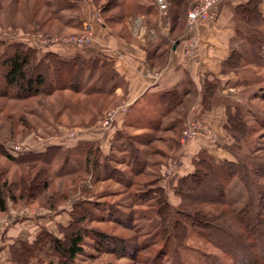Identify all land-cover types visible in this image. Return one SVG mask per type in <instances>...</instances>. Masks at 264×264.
Listing matches in <instances>:
<instances>
[{"label":"rangeland","instance_id":"obj_1","mask_svg":"<svg viewBox=\"0 0 264 264\" xmlns=\"http://www.w3.org/2000/svg\"><path fill=\"white\" fill-rule=\"evenodd\" d=\"M117 4L116 0H0V91L4 85V57L16 45L31 49L35 53L36 63L41 61L43 72L50 74V68L54 66L51 64L50 54H55L59 59L79 58L84 82L79 87L78 80L73 88L66 87L51 95L29 99L0 95V145L8 153L3 154L0 149V187L6 182L3 186L8 209H19L12 212L14 216L11 223L4 224V230L6 232L18 220L37 217L44 218L42 221L50 219L46 222L51 228L41 226V230H54V234L63 237L61 224H69L77 215L86 217L82 227L87 234L83 245L84 253L76 259V264H235L236 254L238 257L240 254H223L209 238L210 229H213L217 240L234 242L235 237L231 234L227 237H223L222 233L218 235L217 228L226 229L223 223L218 225L219 223L206 221L208 225H204L199 220H192L193 224L185 221L189 227L186 237L180 238L181 230L176 229L172 233V228L169 231L165 229L169 226L166 219L161 225L155 206L133 203L131 195L135 194L129 192L146 191L150 186L161 184L166 190L172 212L181 207V197L176 192L173 194L176 178L174 173L179 168L176 169L180 160L176 154L180 147L184 149L190 142L199 139H205L211 145L204 151L220 160L224 157L231 158L226 150L230 147L241 156L237 155L246 166L257 163L259 156L264 157V130L257 120L258 116L263 117L264 100L251 97L252 92L264 86V65L235 71L239 76L250 79L254 74L260 75V80L250 88L236 87L240 81L237 77L233 83L225 85L219 80V88L210 100L212 107L205 111L204 106L198 104V110L202 114L210 112L216 103L225 107L226 104L231 105L229 114L226 107V117L220 132L200 121L197 115L192 117L193 110L190 107L194 103L193 99L186 101L185 106L188 107L176 111L170 120L158 119L162 127L160 130L151 125L154 120L150 125H146L145 120L135 125L123 123L121 116L126 113L121 112L111 122L109 114L125 106L127 102L115 104L110 92H106L113 84L111 64L101 58L100 53L95 55L97 53L90 51L96 48V34L90 29L85 30L83 25L86 24L84 18L88 10L92 12L96 23L105 25V17L110 15ZM170 6L169 3V9ZM190 8L187 9L186 17ZM261 8L264 11V0ZM73 25L79 29H71ZM257 27L261 28L258 35L264 38V25ZM255 31L253 28L243 27L244 36L249 38ZM83 36H90V41L83 44L66 42ZM238 37L240 39L236 50L242 52L244 58L251 56L248 53L251 51L248 40L243 36ZM61 50L75 54L66 57ZM67 69L64 68L68 71ZM57 80L61 83L69 82L62 75ZM96 88L103 90L92 92ZM238 109L248 117L246 120L249 127L256 128L250 138L246 136L240 141L230 135L227 127L229 115L235 116ZM180 112L186 115L180 118ZM180 119L183 122L179 124ZM175 120L179 121L174 123ZM188 122L196 124L195 131L198 135L184 140L183 133ZM95 134L100 138L99 141L93 140ZM251 141L253 144L249 145ZM89 144L100 148V153L87 155ZM250 147L257 153L249 155ZM215 152L222 153L218 155ZM34 153L40 154L33 155ZM9 155L16 160H10ZM30 157L36 159L30 160ZM136 157L140 164L146 162L145 171L138 177L133 176L130 167V164L134 166ZM106 164L108 168L105 167ZM135 166L139 167V164ZM127 179L136 183L130 190L122 184ZM39 187L41 189L36 192ZM196 191L194 193L199 195ZM201 191L205 192V189ZM226 191L234 208L239 210L246 204V191L240 178L229 180ZM86 203L92 205L91 216L84 209ZM217 205L207 199L203 208L216 209L217 212L227 210ZM94 208L98 210L95 211ZM220 217V221L227 220L231 223L230 216ZM171 224L170 220V226ZM95 231L104 232L105 241L98 239ZM0 235L2 236V232ZM259 238L263 239L261 236ZM46 257L50 264H58L55 254Z\"/></svg>","mask_w":264,"mask_h":264},{"label":"trees","instance_id":"obj_2","mask_svg":"<svg viewBox=\"0 0 264 264\" xmlns=\"http://www.w3.org/2000/svg\"><path fill=\"white\" fill-rule=\"evenodd\" d=\"M116 1L118 2L117 5H119L120 2L118 0ZM169 3L174 17L176 18L188 9L187 0H169ZM123 4L129 8L128 11L131 12L136 8L137 0H126ZM262 5L263 0H249L234 9L237 34L248 40V46L251 47V51L248 53L251 54V56H245L244 58L242 52L235 49L226 63L224 74L233 71L232 73L237 78H240L239 85L236 86L240 89L250 88L258 82V79L260 80V75L254 74L253 78L250 79L239 76L237 72L242 69H249V67H254L255 69L257 66L259 67L260 64L264 65V38L258 35V31H260L261 28L257 27L264 25V11L261 8ZM243 27H250L256 31L252 36L250 35L249 38L247 35L244 36ZM50 60L52 61L51 64L54 65L52 68L49 67L52 71L51 74L49 72H43L41 69V66H43L40 63L41 61L36 63L35 53L31 49H25L22 45L11 47L3 60V66L5 68V71L2 74L4 85L3 90L0 91V95L7 97L11 96L16 99H29L40 95H51L54 91L64 88L66 89V87L69 89L73 88L78 80H80L78 83L79 87L80 85L82 86L84 82L81 72L82 67L79 65V58L73 60L59 59L55 54H50ZM255 63L259 65H256ZM49 68H47L48 71ZM64 68H68V71L64 70ZM61 75L64 77V80H68L69 82L61 83L58 81L57 77H60ZM218 81V79L205 81L201 95V104L204 106L205 111L212 107L210 100L214 97L219 88ZM101 90L103 89L96 88L92 92H99ZM88 92H91V90ZM251 97L253 99L264 100V86H261L259 90L252 92ZM162 98H164L163 103L165 106H168V111L170 112L188 107L185 106L187 100L184 97H179L177 91L166 93L165 95H162ZM226 107L229 109V114L231 105L226 104ZM238 110L239 111L235 116L229 115L227 126L230 135L235 138L236 141H240V139L245 138L246 136L250 138V134L256 129L254 127H249L246 120L248 117L242 114L243 112L241 109ZM179 114L181 117L186 115L184 112H180ZM262 116L263 117L258 116L259 118L257 120L264 130V114ZM7 118L11 117L7 116ZM178 121L179 120H175L174 123H177ZM139 122L130 124L135 125ZM181 122H183V119H180L179 124ZM145 123L146 125L151 124L150 122ZM154 127L156 130L162 128L159 123ZM253 141L255 143V140ZM252 144V141L249 142V145ZM0 147L1 151H3L2 153L6 154L7 152H4L5 150H3V147L1 145ZM100 150L101 149L95 145L89 144L87 155H94V153L98 152L100 153ZM226 150L231 155V158L224 157L220 160L204 150L196 155L193 159V170L179 180V189L176 191V194L181 197L182 204L181 207L173 209L174 212H172V208L169 206L170 203L166 196V190L161 184L153 187L150 186L146 191H130V194H135L131 195V200L133 203L138 202L142 205L148 203L151 207L155 206L159 218L161 219V225L162 221L166 219L169 226H166L165 229L169 231L170 228H172L170 231L172 233L176 229L181 230L180 238L186 237L189 227V224H186L185 221L190 224H193L194 221L196 222L198 220L202 223L204 222V225H208L206 221L215 222L216 224L219 223L218 225L224 224L226 229L217 228V230L219 229L218 235H221L222 233L223 237H227V235L231 234L235 237L234 242L230 240L231 243H224L221 239L217 240L213 235V229H210V241L214 242L218 249L225 255L235 252L240 254V257L236 254L234 259L235 264H264V157L259 156V161L257 163L246 166L240 158L241 156L235 150L232 151L231 147ZM248 150L249 155L257 153L251 147ZM261 151L262 150H259V152ZM8 152L10 153V151ZM39 154L40 153H34L33 155ZM36 157H30L29 159L34 160ZM9 158L12 161L16 160V158H13V156L10 157V155ZM137 158L138 157H136L134 161V166L130 164L134 177L140 176L142 172L145 171L146 167V162L140 164ZM136 164H139V167H136ZM105 167L108 168V164H106ZM135 168L139 169L136 170ZM236 177L241 179L247 196L246 204L239 210L234 208L226 191L227 182ZM208 183H212L213 185L210 186ZM122 184H124L127 190H130L134 184L136 185L132 179H127L126 182H123ZM3 185H6V182L3 183ZM3 185L0 187V214L8 211V202ZM202 185L204 186L202 187ZM142 187L144 186H140V188ZM203 188L205 189V192L201 191ZM38 189L41 188H36V192ZM196 190L199 195L194 193ZM206 190H209L210 192L208 193ZM212 192H214V195ZM207 199L211 200L214 205L218 204V207L221 205L227 210L222 209V211L217 212L216 209L208 210L203 208V203ZM84 207L85 211H88L87 215H93L90 212L93 209L90 203H86ZM94 210L96 211L98 208H94ZM220 215L224 217L226 215L230 216L231 223H228L227 220L220 221ZM181 218H183L184 221ZM85 220L86 217H77L76 215L72 218V222L65 226L61 225L63 237L57 236L48 229H42L33 242L24 245L25 248L18 257V263L45 264L40 255L43 254L50 256L51 254H55L58 257V264H76V259L84 253L83 245L86 243L85 236L87 232L83 229L82 224ZM170 220L172 221L171 226ZM223 230L225 233H223ZM257 234L258 236L256 237ZM177 235L179 237V234ZM95 236L102 241H105L106 239V234L101 231H95ZM260 236L263 237V239H260ZM48 264H50V262H48Z\"/></svg>","mask_w":264,"mask_h":264},{"label":"crops","instance_id":"obj_3","mask_svg":"<svg viewBox=\"0 0 264 264\" xmlns=\"http://www.w3.org/2000/svg\"><path fill=\"white\" fill-rule=\"evenodd\" d=\"M187 1L189 9L196 0ZM225 1L217 20L200 21L190 33L186 30L187 11L176 18L171 8L165 16L155 0H137L136 8L131 12L123 4L126 0H119V5L105 17V25L101 26L88 10L83 27L92 30L97 38L96 48L90 51L97 53L95 55L100 53V57L111 64L113 84L106 92H110L115 104H130L126 114L121 116L123 123L154 120L153 124L158 125V119L170 120L176 111H168L162 95L177 91L179 97L187 101L193 99L192 117L197 115L200 121L210 124L216 131L222 130L226 107L216 103L210 112L202 114L198 104H201L206 80L218 79L225 85L233 83L236 78L232 72L224 74V69L240 39L234 9L249 0ZM71 29L79 28L73 25ZM61 52L66 57L75 54ZM94 137L93 140H100L96 134ZM210 146L205 139H199L184 149L180 147L176 154L180 160L174 173L173 194L179 180L193 170L196 155ZM216 153L221 155L222 152ZM17 210L11 207L0 214L3 242L0 264H19L18 257L24 245L35 240L41 226L51 228L46 222L48 219L42 221L44 218L28 217L11 224L5 232L3 225L11 223L12 212ZM40 257L49 262L45 255Z\"/></svg>","mask_w":264,"mask_h":264},{"label":"built area","instance_id":"obj_4","mask_svg":"<svg viewBox=\"0 0 264 264\" xmlns=\"http://www.w3.org/2000/svg\"><path fill=\"white\" fill-rule=\"evenodd\" d=\"M159 10L166 16L165 12H169V3L167 0H155ZM225 0H196L195 4L190 8L187 17L186 30L188 33L192 32L200 21H215L220 14V7H222ZM90 36L74 37L73 40H66L67 43H80L83 44L90 41ZM130 104H127L117 111H113L109 114L111 122L115 120L118 113H126ZM108 125V120L106 121ZM196 124L193 122H188L187 127L184 130V140L192 139V137L198 134L195 131ZM19 148H17L18 151ZM16 151V150H15ZM16 151V152H17ZM20 152V151H19ZM2 244V236L0 235V247Z\"/></svg>","mask_w":264,"mask_h":264},{"label":"water","instance_id":"obj_5","mask_svg":"<svg viewBox=\"0 0 264 264\" xmlns=\"http://www.w3.org/2000/svg\"><path fill=\"white\" fill-rule=\"evenodd\" d=\"M165 14L167 15V14H168V12H165Z\"/></svg>","mask_w":264,"mask_h":264}]
</instances>
